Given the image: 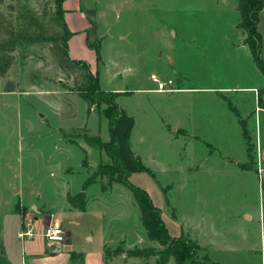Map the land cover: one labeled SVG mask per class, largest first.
Instances as JSON below:
<instances>
[{"label":"rangeland","instance_id":"obj_1","mask_svg":"<svg viewBox=\"0 0 264 264\" xmlns=\"http://www.w3.org/2000/svg\"><path fill=\"white\" fill-rule=\"evenodd\" d=\"M204 1L140 0L125 3L113 11L102 8L104 12L96 23L102 51L95 70L101 88L120 89L115 103L124 116L118 117L114 134L125 168L136 169L130 170L127 178L144 188L156 205L159 203L168 233L189 239L191 243L198 238L207 248L198 246L191 252L205 264L213 261L264 264L254 217L258 189H261L258 175L237 171L235 162L223 159L224 155L238 158L242 134L221 119V125L210 130L213 133L173 137L165 122L169 117L177 118V95L168 98L167 93L156 92V84L151 79V73L158 77L173 74L176 66L180 73L186 74L187 81L191 83L192 77L195 79L200 70L198 56L187 47V41L174 40L168 26L175 24L190 35L197 27L195 19L202 16ZM9 3L13 10H7ZM53 7V0H6L0 10L13 21L25 10H31L48 28H53ZM122 35L124 38L120 39ZM201 42L205 41H198L201 47L198 44L194 50L203 47ZM13 56L15 62L0 79V241L9 242L18 256L21 242L25 241L24 253L29 258L27 247L31 241L17 237L21 227L19 212H27L20 205L28 207L30 213L35 212L31 209L34 205L47 218L52 213H64L66 192L73 195L81 190L88 176L96 173L98 165L109 160L104 150L89 145L83 136L99 135L106 141L110 134L108 119L96 114V105L88 110V105L76 93L78 84L75 86L74 82L80 83L81 72H75V79L68 77L55 60L50 45L22 44ZM216 71L217 83L228 82L230 77H224L222 70ZM10 81L20 93L1 91V85L4 87ZM195 106L194 103L191 107ZM126 117L135 121L129 132L130 150L125 142ZM249 125L246 128L251 133L254 127ZM135 152L150 172L138 170ZM251 152L255 156V145ZM97 179L85 189L86 211H68L62 223L71 231L69 240L73 249L84 257L82 264H96L98 259L102 262L103 245L110 250L150 245L160 248L146 238L131 193L120 183H112L110 189L102 191L101 183L107 179L104 176ZM244 212L253 215L246 220ZM24 222L31 221L23 219ZM34 226H37L36 236L42 235L45 227L42 216ZM242 231L251 235L249 243L259 253L229 252L214 245L226 239L231 246L238 247L242 244ZM35 241L44 242L43 235ZM155 258L144 260L124 253H107L105 264H155Z\"/></svg>","mask_w":264,"mask_h":264},{"label":"crops","instance_id":"obj_2","mask_svg":"<svg viewBox=\"0 0 264 264\" xmlns=\"http://www.w3.org/2000/svg\"><path fill=\"white\" fill-rule=\"evenodd\" d=\"M129 2L137 3L140 2V0H64L62 3L63 20L66 29H68V31L71 33L69 34L66 42V45L68 46V57L71 59L86 61L90 68L94 71L95 67L99 63L98 60H100L102 44L100 43L99 58L97 59L95 49H91V47L86 43V30L89 26V22L85 11L94 9L96 14V23H98V16L103 14L106 8L113 11L114 9L122 7L125 3L127 4ZM203 4L204 11L202 12V16H200L198 19H195L194 24H196L197 27L192 29L190 35L186 34L182 28L175 26V24H170L168 26L171 27L168 33L171 32L172 38L174 40L180 39L187 41V47H191V52L196 53L195 56H198L197 61L199 66L197 67L200 70H197L196 75H194L195 79L192 77L193 81L191 83L187 81L186 74L180 73L177 66L175 72H179L180 74L176 73V75H174V72L173 74H161V77H158L159 75L151 73V76L155 75L158 79H162L161 81L171 80L172 83L170 87L173 89V91L161 92L167 93L168 98L170 96L177 95L176 102L179 109V113L177 116H175L177 118L173 120V118L169 117L168 121L165 122V125L172 132L173 137L182 135L184 138H187L213 133L214 131L212 132L210 130L218 128V126L221 125V119H224L225 124L236 129L238 134H242L243 146L241 145V154L238 156V158L224 155L223 159H228L235 162L237 171L244 172L246 174L258 175V185L261 186V189H258L259 198L255 203L254 217L255 220H257L260 235V250L262 255L261 262L264 263V108L258 107L257 100V90L264 88V76L256 67L250 50L243 43V31L236 25L240 21V12L237 10V0H205ZM102 8H104V10H102ZM256 24L261 39L260 54L264 66V7L258 15ZM99 36L100 38H103L102 36L104 35L100 32ZM123 38L124 36L122 35L120 39ZM215 39L219 42L214 41ZM202 40L205 41L201 42L204 44L203 47L201 49L194 50L199 44L198 41ZM191 43L193 45H190ZM200 47L201 45L199 44L198 48ZM217 69L223 71L224 77H230L228 82L221 84L216 82L214 78L215 73L218 72L216 71ZM95 71L96 74H98L97 69ZM199 77L203 79H198ZM3 78L4 77L0 76L1 80ZM100 89L104 88L100 87ZM104 90L111 91L116 95L117 91L120 89ZM1 91L3 93L21 92L16 88H14V90L11 92L4 91L2 85ZM155 91L159 92L157 91V88ZM262 100H264L263 96ZM194 103L196 106L193 109L191 106ZM213 103L215 105L211 107L210 104ZM242 108L245 110L242 111ZM134 122V119H132L131 128L134 126ZM249 123L250 127H252V125L254 127L252 128V131H255L254 135L252 131L249 133V130L246 128ZM131 128L129 129L128 133L130 132ZM244 132L246 133V136L250 138L251 144L253 143L255 145V156H253L252 161L249 160L248 157L246 138L243 135ZM135 155L138 156L135 157L141 161L140 156L137 155L136 152ZM67 193L68 192H66V195ZM152 202L156 207L159 208V206H157L159 203L156 205L153 200ZM20 206L24 208L25 211H27L26 213H22L21 211L19 212L20 226L23 224V219H29L34 225L35 221L39 219V216H42L43 226L47 225L45 222L60 223L62 225L63 221L68 215V211L72 212L77 210L75 208H71L67 201L66 205L64 206V213H52L49 218H47V216L44 215L42 211L35 209L36 207L34 205L31 206V209L35 211L34 213H30L28 211V207L24 205ZM251 215H253L252 212L250 214L244 212V217L246 220ZM64 230L67 234V241L60 244V246L56 248L50 247L45 239L44 242L35 241L37 237L42 236L41 233H38L37 236L35 235L33 238H30L28 241H31V243H29L27 247L29 258H27L24 253L26 249L25 241H20L21 252L18 256L17 252H14V249L9 244V242L1 239L0 264H82L84 261L83 255L76 249L74 250L73 246L70 244V229L64 228ZM171 236L177 237V234H172ZM240 236L242 239L240 242H242V244L238 247L231 246V243H229L226 239L224 242L221 241V243H215L214 245H220L223 247L222 249H224V251L226 250L229 252L236 253L240 250H246L250 254L259 253V250L256 249L257 247H254L249 243L251 235L245 231H242ZM194 241L197 242L199 247L207 248L198 241V238ZM105 247V245L102 247V262H100L98 259L96 264H105ZM77 254L82 255L81 258H79L81 261L75 260V257L78 256ZM207 258L209 259L208 256ZM213 262L220 263L218 261Z\"/></svg>","mask_w":264,"mask_h":264},{"label":"trees","instance_id":"obj_3","mask_svg":"<svg viewBox=\"0 0 264 264\" xmlns=\"http://www.w3.org/2000/svg\"><path fill=\"white\" fill-rule=\"evenodd\" d=\"M64 0H53L54 10V23L53 28L48 26L38 18L31 10H25L24 13L19 15V18L15 21L8 19L5 13L0 10V76L4 77L10 67L13 65L14 56L13 52L24 44H38L39 42H45L50 45L51 51L55 60H57L59 67L64 71L68 77H73L76 71L81 72L82 80L80 83L75 81V86L78 84L76 93L77 95L88 105V110L92 109L94 105L97 106V115L104 116L108 119V133L110 138L104 141L99 135L85 134L83 139L89 145L104 150L109 158L107 162L100 163L96 168L95 174H90L87 180L83 183L81 190L70 195L67 193V201L71 208H75L80 211H85L87 205V197L85 189L90 183L98 181L97 178L107 179L106 182L101 183V190L110 189L112 183L122 184L132 195L133 201L140 212V222L142 223L146 238L149 241L155 242L160 248H156L153 245L147 247H135V248H115L105 249V254L120 255V253L126 254L128 257H139L144 260L155 256V264H166L170 260L173 264H205L202 261L196 260V256L191 252L198 248L196 241L192 242L184 237H174L168 233L166 224L163 223L161 218V210L156 207L150 195L141 187L132 184L127 178L129 170L125 168L122 162L119 148L116 140V135L113 132V128L116 124L118 117L124 116L123 111L119 108V105L115 103V93L100 89L98 82V74L90 70V66L86 61L71 59L68 57V46L66 45L69 34L66 29L63 20V8L62 3ZM6 0H0V5L4 4ZM263 0H237V10L240 12V21L236 24L243 33V43L248 47L253 57V61L264 76V66L261 59L260 48L261 39L257 29V19L259 13L263 10ZM14 7L9 3L7 10H13ZM89 26L86 30V43L95 49L96 57L99 58L100 40L96 35V14L92 11H85ZM252 21V24L250 22ZM250 24V25H248ZM14 84L10 81L4 87L3 90L11 92L14 90ZM264 94V88L257 90L258 107L264 108V100L262 96ZM101 109V110H100ZM128 118V117H126ZM132 126L131 118H128V128L125 131V142L127 148L128 143V131ZM246 138L247 153L249 160L252 161L253 156L251 151L254 145L251 144L250 138L243 133ZM130 150V148H129ZM138 164V170L144 172H150L149 168H146L138 158H136ZM98 176V177H97ZM102 181V180H101ZM75 257V260L81 261L80 254ZM197 255V252L196 254ZM208 264H220L217 262H211Z\"/></svg>","mask_w":264,"mask_h":264},{"label":"built area","instance_id":"obj_4","mask_svg":"<svg viewBox=\"0 0 264 264\" xmlns=\"http://www.w3.org/2000/svg\"><path fill=\"white\" fill-rule=\"evenodd\" d=\"M151 79L156 84L157 91L159 92L173 91V89L170 87L172 83L171 80L159 81V79L155 75H152ZM35 235H36V228L31 222L23 223L17 232V237L20 240H29L30 238H33ZM42 235L45 241H47L48 245L52 248L59 247L60 244L65 243L67 241L66 231L61 225H58L56 223H49L45 225Z\"/></svg>","mask_w":264,"mask_h":264}]
</instances>
